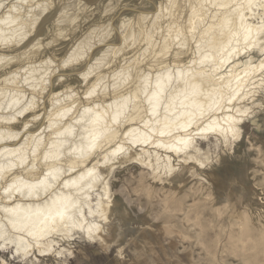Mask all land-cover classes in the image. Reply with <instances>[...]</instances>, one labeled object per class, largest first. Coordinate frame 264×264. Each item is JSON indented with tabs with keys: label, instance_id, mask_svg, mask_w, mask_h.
<instances>
[{
	"label": "clouds",
	"instance_id": "obj_1",
	"mask_svg": "<svg viewBox=\"0 0 264 264\" xmlns=\"http://www.w3.org/2000/svg\"><path fill=\"white\" fill-rule=\"evenodd\" d=\"M0 264H264V0H0Z\"/></svg>",
	"mask_w": 264,
	"mask_h": 264
}]
</instances>
